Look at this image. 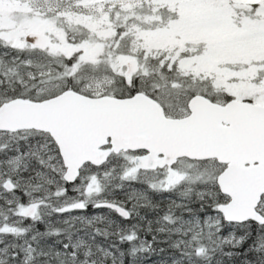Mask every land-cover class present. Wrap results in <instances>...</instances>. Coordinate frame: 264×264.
<instances>
[{"label":"snow or ice","instance_id":"6c2138e0","mask_svg":"<svg viewBox=\"0 0 264 264\" xmlns=\"http://www.w3.org/2000/svg\"><path fill=\"white\" fill-rule=\"evenodd\" d=\"M0 264H264V0H0Z\"/></svg>","mask_w":264,"mask_h":264}]
</instances>
